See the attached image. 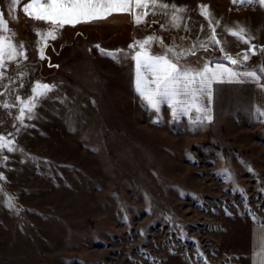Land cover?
Here are the masks:
<instances>
[{
  "label": "rangeland",
  "instance_id": "1",
  "mask_svg": "<svg viewBox=\"0 0 264 264\" xmlns=\"http://www.w3.org/2000/svg\"><path fill=\"white\" fill-rule=\"evenodd\" d=\"M160 2L187 9L179 29L163 9L140 26L65 27L43 60L22 10L10 25L27 59L9 64L0 105L28 97L37 81L55 87L24 126L18 106H0V135L16 149L0 153V264H248L250 226L264 222V124L250 118L247 90L221 88L210 122L195 113L173 120L166 105L157 115L142 104L129 59L100 49L127 51L149 35L190 47L211 34L199 14L207 5L229 55L248 45L235 47L225 27L253 36L255 66L264 15L231 17L227 0ZM210 52L221 57L210 44L180 63L198 68Z\"/></svg>",
  "mask_w": 264,
  "mask_h": 264
},
{
  "label": "snow or ice",
  "instance_id": "2",
  "mask_svg": "<svg viewBox=\"0 0 264 264\" xmlns=\"http://www.w3.org/2000/svg\"><path fill=\"white\" fill-rule=\"evenodd\" d=\"M231 2L239 6L258 4L264 8V0H231ZM20 3L21 0H10L8 7L11 19H15L14 12ZM199 7V14L208 21L211 34L205 40L198 39L190 47L163 45L160 37L149 35L142 40H134L128 45L127 51L100 49L102 56H107L116 63L129 59L134 65L135 91L142 104L146 108H151L157 115L161 106L166 105L173 120L194 112L197 120L202 117L210 122L212 117L208 114L211 110L209 105L216 90L214 85L217 84L254 83L264 91V66L259 68V73L256 70H237L241 64L250 59V55L256 54L255 46L251 43L253 36L239 24L225 27V33L233 37L236 43L248 45L247 51L240 53L238 58L229 55L226 51L227 42L222 41L217 33L220 22L217 20L213 25L208 6ZM156 9L165 10L163 14L169 17L171 27L175 29L181 27L183 19L181 13L187 11L183 6L168 5L160 0H26L22 7L24 15L32 21L31 27L35 30L36 36L34 42L41 60L46 59L45 49L49 41L56 40L65 26L75 27L77 24L93 23L114 14H127L131 17L134 26H140L144 24L148 15H156ZM201 30L203 31V26ZM14 36L15 32L9 29L3 13H0V70H2L0 81L10 79L6 76L9 64L19 67L20 61L27 59L25 46L22 43L17 45ZM154 43L163 45L164 51L159 54L152 53L151 47ZM210 44L219 49L220 59L226 63L207 61L198 68L180 63L188 56H195L200 49L209 51ZM54 87L37 81L31 86V94L28 97L22 99L17 95L12 104L5 101L0 106L4 109L18 106L19 115L15 119L24 126V119L33 118L37 105L41 100L49 98L48 94ZM2 95L3 93H0V96ZM256 113L264 117V109L257 108ZM4 149L8 152L16 150L12 140L0 135V153ZM7 206L10 209L14 207L11 199ZM250 259L252 264H264V229L254 234L253 255Z\"/></svg>",
  "mask_w": 264,
  "mask_h": 264
},
{
  "label": "crops",
  "instance_id": "3",
  "mask_svg": "<svg viewBox=\"0 0 264 264\" xmlns=\"http://www.w3.org/2000/svg\"><path fill=\"white\" fill-rule=\"evenodd\" d=\"M229 1V6L233 8L231 11V17H235L237 14L239 16H243V18H246V14H248V11H251V9L256 11V14L258 15H264V8H261L258 4H253V5H234L231 0ZM9 2L10 0H0V13H3V18L7 22L8 27L10 29V25L14 24L17 22V16L18 13L21 12L23 3L26 2V0H21V3L16 7L14 16L15 19H11L9 17ZM236 13V15H235ZM235 15V16H234ZM131 22V17L127 14H114L112 16H109L107 19L104 20H98L93 23H87V24H77L75 27H82V26H106V25H112V26H123L125 23H130ZM65 27H71V26H65ZM238 45V46H237ZM235 47H241V46H246L245 44H237ZM221 63H226L225 61ZM263 66V64H256L253 67H245L244 65H240V67L237 70H256L259 73V68ZM226 86L230 87H237V89L242 90L246 89L248 92V95L246 93L245 101L248 103L249 106V111H250V118L254 120L256 124H264V117H260L256 113V109H264V91L261 90V88L254 83H235V84H217L214 85V89H216L213 93V100L211 104L209 105L210 107V112L208 113L210 116L214 115L215 112V104L219 102V97L218 95L220 93V89ZM194 113V112H193ZM189 113V115L193 114ZM184 116V117H189ZM202 120H204L201 117ZM264 229V223H252L250 226V243H249V251H248V264H252V257L253 255V241H254V234L257 233L259 230Z\"/></svg>",
  "mask_w": 264,
  "mask_h": 264
},
{
  "label": "trees",
  "instance_id": "4",
  "mask_svg": "<svg viewBox=\"0 0 264 264\" xmlns=\"http://www.w3.org/2000/svg\"><path fill=\"white\" fill-rule=\"evenodd\" d=\"M205 58L211 59V61H214V62H222L223 61L220 58L215 57L214 53H211V52L208 53V54H205ZM262 64L264 66V59L262 60ZM244 65H247L248 67H253V65L251 64V62H247Z\"/></svg>",
  "mask_w": 264,
  "mask_h": 264
},
{
  "label": "built area",
  "instance_id": "5",
  "mask_svg": "<svg viewBox=\"0 0 264 264\" xmlns=\"http://www.w3.org/2000/svg\"><path fill=\"white\" fill-rule=\"evenodd\" d=\"M243 52H246L245 50Z\"/></svg>",
  "mask_w": 264,
  "mask_h": 264
}]
</instances>
